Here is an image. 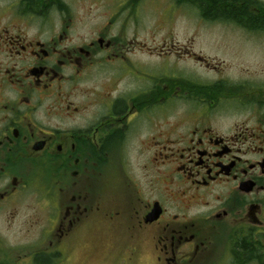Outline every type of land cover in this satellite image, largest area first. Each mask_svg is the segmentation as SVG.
Returning a JSON list of instances; mask_svg holds the SVG:
<instances>
[{"label": "flooded vegetation", "instance_id": "1", "mask_svg": "<svg viewBox=\"0 0 264 264\" xmlns=\"http://www.w3.org/2000/svg\"><path fill=\"white\" fill-rule=\"evenodd\" d=\"M11 3L0 221L32 185L44 218L17 257L0 239V264H264V81L233 83L187 43L171 65L167 39L76 35L66 0Z\"/></svg>", "mask_w": 264, "mask_h": 264}, {"label": "rangeland", "instance_id": "2", "mask_svg": "<svg viewBox=\"0 0 264 264\" xmlns=\"http://www.w3.org/2000/svg\"><path fill=\"white\" fill-rule=\"evenodd\" d=\"M11 1L0 0V25L17 20V13L23 10L11 8ZM66 2L70 7L66 14L73 20L72 27L76 35L92 36L100 28L107 26L153 48L162 46L163 41L167 39V42L175 44L168 50L174 53L171 65L173 58H178L176 53L179 52V48L183 43H187L212 62H223L224 69L218 75L232 79L233 83L236 81L240 84L246 79L250 84H262L264 81V32H251L234 22L206 19L197 7L181 4L177 0H66ZM251 2H255L252 3L254 7H264V0ZM234 7L235 10L242 11L245 6L236 4ZM55 19L54 17L52 20ZM136 53L137 58H146L140 55V51L137 50ZM178 65L185 69L182 72L179 68V71L186 75L188 80L194 81L198 77L212 78V75L200 68L191 67L189 62L181 61ZM39 197L36 185H32L23 195L16 220L10 223L0 221V231L4 233L0 239L5 246H9L14 257L23 253L19 251L21 249L17 244L29 242L36 235L35 229L24 234L21 230L38 227L37 212L44 218V208L39 207L41 204Z\"/></svg>", "mask_w": 264, "mask_h": 264}, {"label": "trees", "instance_id": "3", "mask_svg": "<svg viewBox=\"0 0 264 264\" xmlns=\"http://www.w3.org/2000/svg\"><path fill=\"white\" fill-rule=\"evenodd\" d=\"M182 1V0H181ZM189 6H195L206 19H218L224 22H234L247 27L251 32H264V7L252 6V0H184ZM241 4L242 11L235 10V5ZM256 8L260 13H256ZM251 10V11H250ZM253 10H255L253 12Z\"/></svg>", "mask_w": 264, "mask_h": 264}]
</instances>
